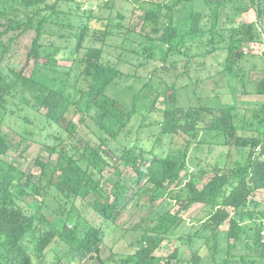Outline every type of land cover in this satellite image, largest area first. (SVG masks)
<instances>
[{
    "label": "trees",
    "instance_id": "1",
    "mask_svg": "<svg viewBox=\"0 0 264 264\" xmlns=\"http://www.w3.org/2000/svg\"><path fill=\"white\" fill-rule=\"evenodd\" d=\"M136 1L147 2L152 6L146 11L145 22L153 25V30L159 25L160 18L167 20V23L161 22L164 26L163 33L157 37L161 44L167 46L163 61L173 51L183 54L181 44L175 42L176 39L183 41L187 36L202 33L212 43L207 52L212 54L216 48H221L216 47L217 37L221 36L226 41L223 48L227 52L224 72L232 75L241 69V63L247 55L246 47L261 40L259 24L264 26V0H250L253 4L255 1L257 6L255 22L236 23L228 17L229 28L223 29L226 35L219 31L216 22L220 9L229 0H204L206 5L214 8V23L203 29L200 25V14L192 13L189 27L184 34L179 33L174 26L173 13L177 6L190 0H170V3L165 4L156 3L154 0ZM60 2L61 0H55L52 5L41 8L39 6L45 0H21L27 9H33L38 4L34 11H26L23 18L12 4L0 0V108H5L8 100L16 94H25L28 91L39 106L46 109L48 122L67 132L70 137L76 136L73 118L79 115L80 121L84 122L85 117L96 109V124L100 132L107 134L109 139L100 138L99 146L81 141L80 144H66L56 149H48L51 154H57V161H37L41 173L39 181L36 182L34 175L19 171L6 160L10 150L9 136L2 130L0 123V264H40L56 240L68 246L66 258L69 264L86 258L104 263L100 257L105 236L103 227L88 219L80 220V216L71 229L68 228L66 220L58 224L50 222L45 213L46 204L40 197L53 189L65 199L88 200V205L98 218L116 222L122 214L121 203L130 189L124 181L111 183L104 177L107 167L118 169L115 162L110 164V153L118 157L124 168L135 173L134 184L138 190L134 196L143 200L145 205L153 207L155 201L171 186L183 182V174L186 175L189 170L190 146L192 143H199L198 138L203 131L214 134V138H222L225 146L233 144L237 149L250 147L246 162H235L233 167L216 164L201 185L189 180L185 184L186 192L175 198L179 210L176 213H166L151 226L148 225L135 252L116 262L172 264L173 260H177L179 263L181 260L178 249L166 258L157 257L155 253L181 224V214L194 205H203L208 211V217L193 235L188 236L186 242L191 247L194 240H202V246H208L211 252L213 264H219L216 260L222 238L227 242L228 250L221 264H234L231 262V250H235L238 245L247 253L240 257L242 261H249L248 264H264V200L257 199L260 191L264 196V103L253 114V118L259 120L260 124L258 135L242 136L235 123L236 107L217 109L218 115H215L214 108L181 107L177 99L179 88L173 85L164 94L165 110L163 117L156 123L159 129L156 144L169 138L173 142L174 137L185 134L188 139L183 150L170 154L168 149L158 151L155 145L147 149L137 143L117 148L118 153L109 147L105 150L103 146H108L111 140L118 142L129 124L136 121L140 94L133 97L130 109L123 107L119 100L109 97V88L113 85L115 87L124 74L118 68L104 63L103 49L97 47L89 48L80 60L75 69L78 75L75 85L72 86L74 92H68L67 78L59 80L56 74L57 57L44 46L43 40L51 36L53 39L50 42L67 43L66 46L73 47L74 53H79L89 36L90 28L87 25L79 27L62 21ZM13 3L18 1L13 0ZM237 10V15L240 16L247 7L240 10L238 7ZM87 19H97L94 11L89 12ZM73 30L76 31L74 35ZM31 31L35 32V36L27 54V64L33 61L32 74L29 77L23 74L27 65L22 71L8 69L9 74L6 73L3 63L8 52L17 40ZM7 37L9 39L5 43L4 39ZM74 37L75 44L72 43ZM145 50H152V47ZM66 74L68 76L70 73ZM148 86L146 84L144 89ZM256 94L264 97V70L263 79L256 83ZM160 96L151 102L148 114L139 124L140 128L146 124ZM143 98L147 99L146 96ZM205 116H212V120L204 127ZM226 224L228 230L222 236V228ZM111 256L115 259L117 254ZM188 264H203L198 252L193 253Z\"/></svg>",
    "mask_w": 264,
    "mask_h": 264
},
{
    "label": "rangeland",
    "instance_id": "2",
    "mask_svg": "<svg viewBox=\"0 0 264 264\" xmlns=\"http://www.w3.org/2000/svg\"><path fill=\"white\" fill-rule=\"evenodd\" d=\"M12 4L21 15L27 11L32 12L38 8H25L21 0ZM55 0H45L41 8L45 5H52ZM156 3H170V0H154ZM239 10L247 7L244 14L238 16ZM256 2L250 0H229L228 4L219 11L217 27L220 32L226 35L227 27L231 17L232 22L240 23L244 19L248 22L257 21ZM61 20L75 24L79 27L89 26L90 33L86 38L79 53L73 52V47L66 46L64 42H50L53 37L44 38V46L52 54H55L56 69L59 80L66 77L68 80V92L73 93L72 87L76 83L78 73L75 69L83 59L87 50L91 47L103 49V61L106 64L118 68L123 74V78L117 84L111 86L108 95L112 99L119 100L123 107L128 109L132 106L133 97L139 95L138 114L136 121L131 122L128 128L121 135L119 141H109L108 147L116 151L123 145L133 146L135 143L150 149L154 145L158 151L168 149L171 153L177 154L183 150L188 136L180 134L173 138L165 139L162 143L156 144L159 133L157 124L164 114V94L173 85L179 88L177 99L178 105L184 108L189 107H209L214 108L215 115L218 110L224 107H236L235 123L242 136H257L260 129L259 120L253 118L255 111H258L264 103V97L256 94V83L263 79L264 55L259 50L258 42L246 47V57L241 63V69L236 74L230 75L224 72L227 52L223 48L226 41L221 36L218 39L214 53H207L212 44L208 36L198 35L187 36L183 41L176 39L175 42L181 44L183 54L173 51V53L163 61L167 46L161 44L157 37L162 35L164 26L161 22L167 20L160 18L159 25L153 30V25L145 22L146 11L152 6L147 2H137L136 0H61L59 5ZM213 7L206 5L204 0H190L184 2L174 9V26L179 33L189 27L192 13L200 14V25L203 29L211 27L214 23ZM90 11H94L97 19L88 20ZM120 15L122 18H120ZM238 16V17H237ZM237 17V18H236ZM242 17V18H240ZM238 19V20H237ZM229 28V27H227ZM110 32H112L110 34ZM73 35L76 33L72 31ZM186 33V32H185ZM105 34V37L103 36ZM35 32L31 31L22 36L12 49L8 52L3 63V69L9 74L8 69H14L29 77L34 69V63L27 64V54L32 47V40ZM9 38H5L6 43ZM64 43V44H63ZM75 44V37L72 40ZM53 45V46H51ZM60 47V48H59ZM152 47V50L145 48ZM153 51V54H152ZM181 52V51H180ZM66 73H70L68 76ZM149 86L144 89V86ZM158 95H161L156 104V108L148 117L144 127H139L143 117L148 114L151 102ZM146 96L147 99L143 97ZM46 109L31 96L30 92L18 93L14 98H10L5 108H0V123L2 130L8 134L10 150L6 160L13 164L19 171L34 175L35 181H39L40 168L37 161H57V154H51L48 149H56L66 144H80L81 141L88 142L93 146H99V139H109V136L100 132L96 124L97 110L85 117L84 122L80 121V116L73 118V125L76 128V136L70 137L67 132L54 124H50L46 119ZM135 120V119H134ZM212 120V116H205L203 126ZM153 123V124H152ZM252 125V126H251ZM214 134L203 131L199 135V143H192L188 152V173L183 174V182L173 185L157 199L153 207L144 204L134 193L138 190L134 184L135 173L124 168L119 163L118 157L110 153V164L116 163L118 169L107 167L104 177L111 183L124 181L130 189L125 199L121 203L122 214L116 222L103 221L98 218L88 205V200L65 199L59 196L55 190L44 193L40 200L46 204L45 213L50 220L58 224L66 220L68 228L71 229L78 216L80 220L88 219L98 226H102L105 231L104 241L101 245L100 257L104 263L96 259H80L76 263L70 264H118L116 260L125 258L135 252L139 246V241L144 229L152 225L166 213H176L179 206L176 202L178 194H184L185 184L192 180L201 185L209 177L210 172L216 164L220 166L233 167L235 162L244 164L250 153V147L237 149L223 145L222 138H214ZM82 145V144H81ZM259 201L264 200L263 192L257 193ZM68 200V202H67ZM69 213V215H68ZM208 217V211L203 205H194L188 211L181 214L182 222L172 232V234L162 243L156 251L157 257L166 258L173 251L178 249L180 262L173 260L172 264H188L194 252H198L203 264H213L211 252L208 246H202L203 241L194 240L191 247L186 241L189 235H193L198 230L203 221ZM228 230L226 224L222 228V236ZM212 244V243H211ZM228 250L227 242L221 238L220 251L217 254L219 264L226 258ZM68 246L62 241L56 240L51 244L46 252L45 258L40 264H69L66 253ZM234 264H248L240 259L242 255H247L241 245L235 250H231ZM117 254L114 259L111 255ZM111 257V258H110ZM250 260V259H249ZM258 264H262L261 262Z\"/></svg>",
    "mask_w": 264,
    "mask_h": 264
},
{
    "label": "built area",
    "instance_id": "3",
    "mask_svg": "<svg viewBox=\"0 0 264 264\" xmlns=\"http://www.w3.org/2000/svg\"><path fill=\"white\" fill-rule=\"evenodd\" d=\"M259 27H260L259 31H260L261 40L260 42H258V45L261 54L264 55V26L259 24Z\"/></svg>",
    "mask_w": 264,
    "mask_h": 264
},
{
    "label": "crops",
    "instance_id": "4",
    "mask_svg": "<svg viewBox=\"0 0 264 264\" xmlns=\"http://www.w3.org/2000/svg\"><path fill=\"white\" fill-rule=\"evenodd\" d=\"M241 16L244 17V16H247V14L245 15V14L243 13ZM240 18H242V17H240ZM237 20H238V19H237ZM239 22H242V23H243V22L249 23L247 20H244V19L239 20Z\"/></svg>",
    "mask_w": 264,
    "mask_h": 264
}]
</instances>
